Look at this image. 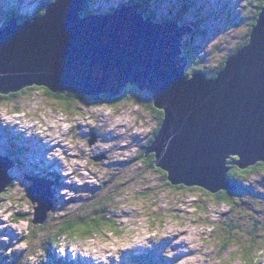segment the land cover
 <instances>
[{
	"label": "rangeland",
	"instance_id": "374dc122",
	"mask_svg": "<svg viewBox=\"0 0 264 264\" xmlns=\"http://www.w3.org/2000/svg\"><path fill=\"white\" fill-rule=\"evenodd\" d=\"M99 1L87 2L92 13L108 12L120 4L128 6L129 0H101L104 1L101 4ZM186 1L152 0L154 10L159 9L155 12L156 19L167 14L168 9L163 8L168 3L174 10ZM42 2L0 0V20L5 19L6 10L30 14ZM192 2L191 12L200 13L207 24L202 32L183 37L181 49L188 43L185 49L194 50L190 55L196 59L193 63L185 55L188 51L182 49L180 58H187L183 66L188 77H192L197 67L211 72L243 43L241 37L248 31L246 18L255 6L249 0ZM189 21L190 18L178 22L186 26ZM136 90L129 86L134 98L125 105L86 103L76 107L80 113H65L59 103L42 94L28 93L0 104V154L18 155V164L9 173L14 181L0 199V264H43L53 257L66 258L73 264H130L132 256L139 254L151 255L152 264H175L165 261L176 258L175 248L183 238L191 243L187 250L193 252L184 258V264H244L235 255L237 243L224 250L228 242L219 239L215 229L245 216V220L250 219L248 225L259 221V231L264 235V174L258 172L249 180H242L241 185L248 186V191L235 192L230 203L217 202L197 186L178 188L167 183L161 173L140 162L141 148L156 130L157 119L138 102L140 90ZM92 133L96 141L91 144ZM54 145L51 152L46 149ZM234 157L230 159L235 161ZM55 171L61 183L53 186L54 208L48 211L47 223L33 224L35 205L27 197L29 183L25 177H50ZM121 178L127 182L123 186L127 192L119 195ZM233 190L236 191L235 187ZM100 191L104 198L116 197L108 211L121 227L117 232H103L84 241L64 238L51 248L54 256L49 254L51 250L46 253L39 250L44 245V227L54 230L59 215L63 220L74 217ZM197 207L204 208L197 210ZM167 240L168 244L160 247ZM182 249L177 248L179 253ZM258 257V264H264V256Z\"/></svg>",
	"mask_w": 264,
	"mask_h": 264
},
{
	"label": "water",
	"instance_id": "95a60500",
	"mask_svg": "<svg viewBox=\"0 0 264 264\" xmlns=\"http://www.w3.org/2000/svg\"><path fill=\"white\" fill-rule=\"evenodd\" d=\"M88 1L54 0L40 16L7 21L0 29L1 95L33 86L113 98L129 85L148 91L163 119L147 154L174 186L233 190L226 177L232 156L241 169L264 163V5L248 44L208 78L200 71L185 75L187 58L180 55L190 26L144 18L141 4L82 16ZM90 138L96 141L94 133ZM15 166L0 154V195ZM25 180L35 205L32 223L42 225L54 206L55 183Z\"/></svg>",
	"mask_w": 264,
	"mask_h": 264
},
{
	"label": "trees",
	"instance_id": "16d2710c",
	"mask_svg": "<svg viewBox=\"0 0 264 264\" xmlns=\"http://www.w3.org/2000/svg\"><path fill=\"white\" fill-rule=\"evenodd\" d=\"M54 0H43L41 7L33 12V13H20L18 10L15 9H9L6 10L7 12L4 13L3 17L5 19L0 20V27L4 28L6 26V23L9 19L15 17L18 19L19 22H23L25 20H29L33 17L40 16L44 13L46 6L53 2ZM162 1V0H158ZM157 1V3H158ZM252 4H255L253 11L249 13V17L246 18V23H247V34L241 37L243 43L240 44L239 46L236 47V50L231 53L229 56L233 55L240 49H242L245 45L248 44L249 38L251 31L256 24L257 18L262 10V7L264 5V0H249ZM249 5L252 6V4ZM18 4V3H17ZM128 5H134V4H141L142 7L140 8V12H143L144 18H151L155 22H164V21H170L171 19L173 20H180V21H186L187 19L190 18V21L188 24L191 26L194 31L192 34H197L199 32H202V29L205 28V24H207V19L202 17L200 13H193L191 12L190 8H193L194 3L192 0H188V2H183L181 5L179 4L177 9H172L170 7V4H167V7L163 8L167 10V14H161L163 16L158 17V20L155 17V12H157L159 9L157 7V10H154L152 0H129L127 1ZM149 5V6H148ZM124 5L120 4L116 8H113L109 10L108 12H103V13H113L114 11L118 10L120 7H123ZM249 6V7H250ZM152 8V9H150ZM89 6L87 4L84 6L80 14L86 15L92 13L90 11ZM170 11V14L173 15H168ZM1 13V12H0ZM244 15L247 16V13L244 12ZM193 16V17H189ZM171 18V19H170ZM170 19V20H169ZM217 19V17H215ZM243 21V17L240 19ZM182 23V22H181ZM186 23V22H185ZM0 28V29H1ZM191 34V35H192ZM189 35V36H191ZM188 43L183 44L182 49L187 50L188 53L185 55L189 56V58L192 59L191 55L194 53V50L192 51L191 49H185V46H187ZM191 51V52H190ZM191 54V55H190ZM229 56L227 58H229ZM227 58H224L221 63L217 64V67H215L211 72L206 71L205 67H200V68H195V71H200L202 72L206 77H211L214 78L217 76V74L223 69L225 62ZM193 63L196 62L195 57L192 59ZM199 62V61H198ZM207 72V73H206ZM130 88H134L136 90L137 87H132V85H129ZM129 86H127L123 93L119 97H109L105 95H100V96H85V95H78V94H73L70 92H57L53 93L49 91L48 89L44 87H29L21 90L18 93H12L8 95H1L0 94V104L4 102V100L8 99H19L25 96L28 93H31V95L34 94H42L43 97L46 99H50L53 102L55 101L56 103H59L61 106L62 111L65 113H80L81 110H78L79 108H76L78 106H85L86 103H94L92 105H104V104H114V105H125L127 102H129V99L134 98V95L129 91ZM140 90V89H138ZM137 91V90H136ZM139 96L137 97L138 102L145 106V108L151 110L155 114V118L157 119V127L156 130L153 132L151 139L148 141L146 146H143L141 148L140 154V162L141 164H147L149 165V168L155 169L157 172L161 173L164 177V179L169 183L167 180V175L164 171H161L159 168L155 166V158L153 154H147V148L148 146L151 145L153 139L155 138L156 134L158 133V130L160 128L162 119H163V112L161 110H158L155 108L153 104V100L151 98V94L148 91H138ZM87 101V102H86ZM90 101V102H89ZM10 154V153H9ZM14 153H11L10 156H13ZM15 155V154H14ZM18 155H15L14 161L16 164H18L17 157ZM232 160V162H231ZM233 159H229L227 161L228 164V172L226 174V177L229 182L234 185L236 191L234 190H223L219 191L217 193H211L205 189H203L208 195H212L217 202L219 203H230L232 200L233 196H236L235 192H244L248 191L249 187H245L241 185L242 180H249L253 174H256L258 172L264 174V163H256L254 165H251L245 169H241L238 167L235 163L238 160V157H234ZM233 163V164H232ZM43 176V175H41ZM47 179H51L54 181L55 184L60 185L61 180L59 176L57 175L56 171L54 174L50 175V177L43 176ZM247 178V179H246ZM122 185L121 191L118 193L119 195H122L123 193L127 192L126 189L123 188V186L127 185L126 180L121 178V182L119 183ZM170 184V183H169ZM184 185H177L178 188L183 187ZM99 188H103V185H99ZM185 188V187H184ZM7 191V190H6ZM6 191L0 195V199L6 195ZM118 192V191H117ZM102 191L98 193L96 197H94V201H88L86 204H83L84 207L80 208L78 212L75 214L74 217L63 220L61 215L58 216V221L59 224H57L54 228V230H49L46 227H44V245L43 247L39 248V250L43 251L46 253L48 250H51L52 247H57L59 244L58 242L61 241L64 238H68L71 240H89L91 237H95L100 233L103 232H108L110 234H114L119 230L120 225H117L114 218L112 216H109V209L110 205L112 204L113 200L116 199V197H107L104 198L101 196ZM100 195V197H98ZM54 199V204L56 202V199ZM246 204L249 205V202L246 200ZM54 208V206H53ZM52 208V209H53ZM204 207H197V210H203ZM56 215V214H55ZM249 218L245 220L244 217H238L234 221H231L229 223L223 224L221 227H217L216 233L219 236V239H222V241H227L228 245L225 244L224 250H226L228 247H231L232 244H236V252L235 255L240 256L244 264H258L259 261V254L264 256V235L262 234V231H259L260 223L259 221H256L255 223L248 225ZM48 218L46 219L45 223H47ZM32 223V222H31ZM42 228V227H41ZM43 229V228H42ZM261 230V229H260ZM43 232V230L41 231ZM263 237V238H262ZM220 242V241H219ZM51 252V253H50ZM49 252V254L54 256V253H52V250ZM133 255V254H131ZM130 255V256H131ZM151 255L148 257V255H134L131 258V263L130 264H152L151 263ZM43 264H72L71 262H68L67 260L59 257H53L52 261L49 263H43ZM161 264V263H159ZM163 264V263H162Z\"/></svg>",
	"mask_w": 264,
	"mask_h": 264
},
{
	"label": "bare ground",
	"instance_id": "6f19581e",
	"mask_svg": "<svg viewBox=\"0 0 264 264\" xmlns=\"http://www.w3.org/2000/svg\"><path fill=\"white\" fill-rule=\"evenodd\" d=\"M92 2V1H91ZM100 3L99 4H101V3H104V1H99ZM172 20V19H171ZM178 21V20H177ZM217 51V50H216ZM225 62V61H224ZM54 147H56V145H54V146H50L49 148H46L49 152H51L52 151V149L54 148ZM63 148H65L66 149V147L65 146H62ZM67 150H68V148H67ZM47 175V174H46ZM46 175H44V176H46ZM72 175V173L71 174H69L68 176H71ZM85 183H86V181H85ZM181 243L179 244V246H181V248H183L182 250V252H187L186 254H184V253H179V251L177 250V248L179 247L178 246V244H177V247L175 248V250L177 251V253H176V258H174V259H169L168 261H165V262H169V263H175V264H184V262H183V260H184V258H187L189 255H191L193 252L190 250V251H188L187 250V246L189 245V244H191L186 238H183L181 241H180ZM168 244V240L167 241H165L164 243H162L161 245H160V247H164V245H167ZM180 249V248H179ZM198 249V248H197ZM184 254V255H183ZM193 255V254H192ZM166 264V263H165Z\"/></svg>",
	"mask_w": 264,
	"mask_h": 264
},
{
	"label": "clouds",
	"instance_id": "9594fccd",
	"mask_svg": "<svg viewBox=\"0 0 264 264\" xmlns=\"http://www.w3.org/2000/svg\"><path fill=\"white\" fill-rule=\"evenodd\" d=\"M2 155V154H1Z\"/></svg>",
	"mask_w": 264,
	"mask_h": 264
}]
</instances>
